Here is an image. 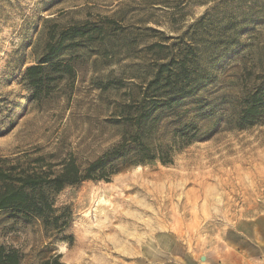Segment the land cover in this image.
<instances>
[{
  "label": "rangeland",
  "instance_id": "374dc122",
  "mask_svg": "<svg viewBox=\"0 0 264 264\" xmlns=\"http://www.w3.org/2000/svg\"><path fill=\"white\" fill-rule=\"evenodd\" d=\"M203 17L205 32L191 29ZM248 19L250 33L219 43L223 23ZM72 29L82 34L61 60L73 73H50L34 93L26 69ZM195 42L212 83L144 134L172 163L67 186L55 197L72 215L62 235L0 214V244L22 264H264V118L237 123L264 73V0H0V158L85 169L134 130L124 114L142 99L157 46L168 58ZM189 124L199 130L187 141Z\"/></svg>",
  "mask_w": 264,
  "mask_h": 264
},
{
  "label": "trees",
  "instance_id": "16d2710c",
  "mask_svg": "<svg viewBox=\"0 0 264 264\" xmlns=\"http://www.w3.org/2000/svg\"><path fill=\"white\" fill-rule=\"evenodd\" d=\"M247 1L226 0L232 5ZM205 20L206 17L201 18L191 29L198 28L205 32ZM249 22V19L244 20L241 26L233 25L230 20L223 23L219 43H224L226 38L235 37L236 40L250 33L252 26ZM81 34L77 29L62 32L58 42L47 44L36 65L26 69L24 81L34 93L43 89L50 79V73H73V68L61 60L68 47H71L65 46L64 42L67 38ZM157 49L159 52H155V69L142 90V99L135 108H128L124 114L125 121L134 130L126 132L118 145L85 169L78 166L73 158L61 160L57 165L60 168L58 172L51 168L45 170L42 166L24 170L13 165L10 160L0 158V214L7 215L9 219H18L24 224L39 221L45 230L62 235L69 228L72 215L69 209L59 211L55 208V197L67 186H77L86 181H109L120 173V165L133 166L156 160L163 165L172 163L148 142L145 131L150 133L152 124L160 120L165 112H173L187 100L196 98L202 89L212 83L213 68L203 64L205 43L185 44L183 50L168 58L162 55L163 50L168 51L165 46H157ZM260 118H264V73L257 77L256 84L243 99L237 123L243 128L255 124ZM188 127L190 130H185L182 136L187 141L197 138L199 129L192 124ZM63 239L66 241V238ZM23 259L19 250L0 244V264H22ZM59 260L60 256H53L40 264H60Z\"/></svg>",
  "mask_w": 264,
  "mask_h": 264
},
{
  "label": "bare ground",
  "instance_id": "6f19581e",
  "mask_svg": "<svg viewBox=\"0 0 264 264\" xmlns=\"http://www.w3.org/2000/svg\"><path fill=\"white\" fill-rule=\"evenodd\" d=\"M145 192V191H144Z\"/></svg>",
  "mask_w": 264,
  "mask_h": 264
}]
</instances>
